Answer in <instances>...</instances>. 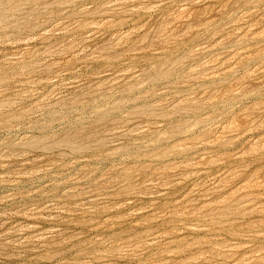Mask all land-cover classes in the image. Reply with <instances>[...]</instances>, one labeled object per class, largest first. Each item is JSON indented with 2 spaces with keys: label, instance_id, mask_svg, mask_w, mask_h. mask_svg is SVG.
Masks as SVG:
<instances>
[{
  "label": "rangeland",
  "instance_id": "1",
  "mask_svg": "<svg viewBox=\"0 0 264 264\" xmlns=\"http://www.w3.org/2000/svg\"><path fill=\"white\" fill-rule=\"evenodd\" d=\"M0 264H264V0H0Z\"/></svg>",
  "mask_w": 264,
  "mask_h": 264
}]
</instances>
